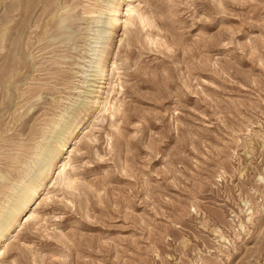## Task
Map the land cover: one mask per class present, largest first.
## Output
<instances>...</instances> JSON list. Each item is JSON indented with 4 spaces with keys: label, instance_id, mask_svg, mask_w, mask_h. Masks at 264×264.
Instances as JSON below:
<instances>
[{
    "label": "rangeland",
    "instance_id": "1",
    "mask_svg": "<svg viewBox=\"0 0 264 264\" xmlns=\"http://www.w3.org/2000/svg\"><path fill=\"white\" fill-rule=\"evenodd\" d=\"M79 1V11L94 4ZM18 5L23 0H0L2 156L14 155L9 146L27 139L39 104L53 102L57 115L87 110L81 127L88 128L98 114L90 102L100 86L98 77L81 76L93 75L85 70L94 71L96 55L107 48L110 81L128 37L119 27L108 40V15L97 7L99 23L68 30L69 53L43 55L27 39L36 16L28 23ZM141 8L155 27L139 34L130 68L118 61L119 73L135 72L132 79L122 76L123 89L115 85L109 96L120 101L119 113L104 114L95 138L72 158L74 187L58 183L54 203L40 211L42 220L26 224L15 242L21 250L10 251L4 264H264V0H145ZM73 18L78 21L76 13ZM147 33L159 45H149ZM21 58L28 68L66 62L59 67L67 77L56 94L44 89L35 107L16 110V96L3 94V81ZM109 81L99 82L107 83L102 93ZM29 84L43 82H24L22 89ZM51 137L57 136L41 140L45 152L54 147Z\"/></svg>",
    "mask_w": 264,
    "mask_h": 264
},
{
    "label": "bare ground",
    "instance_id": "2",
    "mask_svg": "<svg viewBox=\"0 0 264 264\" xmlns=\"http://www.w3.org/2000/svg\"><path fill=\"white\" fill-rule=\"evenodd\" d=\"M13 1L15 0H12V2ZM88 1H92L94 4H90L86 9L81 8L80 11L77 10L82 6V1L79 0H38L36 3H33V0H23L24 6H16L15 11H18L19 7L22 8L25 16L28 18V23L31 22L34 15L36 16L35 20L32 22V31L27 39H35L37 47L35 46L36 48L32 49L39 51L43 55H58L61 49H66V52L69 53L72 50V45L71 47H67V45L71 43V37L64 39L65 35L69 33L68 30L71 28L76 31L77 29L79 30V28L84 25L82 23L83 21L91 22L92 20L99 23V17H97V11L95 10L97 7H99L100 13H107L108 15L107 25L110 27V30L113 31L111 38H108V40H112V37L115 35L119 27L123 28V35L127 34L128 37L127 42H125L122 46V50H120V58H118V54V57L115 56L118 59L112 63L111 72L109 73L111 77L110 81L106 79L108 76H106L108 56L111 55L107 48H104L99 55H96L98 59L95 61L96 63H94L97 65L94 68L95 70H85V72L93 73V75L81 76L82 79L89 77H92L93 79L98 77L97 80L99 82L109 81V88L106 93H102V90L105 89L104 85H107V83L98 82L100 87H96L98 90L94 91L96 95L94 94L95 96L92 97V99L95 100L90 102V108H95V113L98 112V114L93 117V121L88 128L84 129L81 127L83 126L85 118L88 116L87 110L86 113H82L83 110H78L69 114L65 111L62 115H57L53 110L55 108L53 102L48 108L41 107V104H39V106L34 109V126L29 128L30 130L28 129L29 132L27 139L22 142L16 141L17 143L9 146L11 147V152L15 153L14 155L2 156L0 153V165H3V168H0V264H4L5 257L10 251L21 250L15 242H18L19 235L24 230L26 224L30 221L39 222L42 220V217H39L40 211L44 207H48L51 203H54L52 200V190L59 184L65 189H72L74 187L75 179L70 175V172H68L69 168H71L70 163L73 160V156L84 148L86 144L85 140L91 141L95 138L94 131L97 124L103 122L105 113L110 110L113 111L111 113L112 116L119 113L120 110L119 107H117V103L120 101L116 100V102L113 103L112 101L114 99H112V101L109 99L111 92L115 90V85L118 89H123L126 81L122 80V76L130 79L135 76V72L128 74L119 73L120 68H118V61H122L126 64L125 66L130 68V66H132L131 62L135 49L139 43V34L146 28L155 27L154 18H149V16L143 12V8H141V5L145 3V0H109L106 1L107 3L104 6L101 5L102 3L99 2L100 0ZM76 10L78 12H76ZM75 13L77 14L78 21L73 18V14ZM123 15L125 18L124 22L121 21V16ZM9 22H11V20ZM130 26L135 27V30H129ZM156 28H158V26ZM3 31V27L0 28V53L3 51L4 41L1 39L4 35L2 33ZM144 37L149 45H159V42L155 40L150 33L145 34ZM78 38L79 36L77 35L75 41ZM81 38L83 39V37ZM99 39L100 38H98V40ZM119 42H121V40ZM33 44L35 45V43ZM161 46L166 47V49L169 48L166 42ZM94 52H96V50ZM3 57H5L4 54L1 55L0 60H2ZM24 63L25 59L21 58L15 66L13 64L12 66L10 65L11 67L7 74V78L3 81V94L16 96L17 102L15 101L16 103L14 106L16 110L17 107L22 104L27 105V103L33 105L31 108L35 107L34 103L37 102L38 97L45 94L43 93L44 89H47L49 94H56V88L64 85L59 82L67 77H63L65 72L61 71L63 65L68 64L66 62L54 61L47 67H42L40 64H38V67L36 63L30 68L26 65L27 63ZM35 66L38 68L36 69ZM59 66H62V68ZM3 70L4 67H1L0 65V75L3 73ZM30 70L32 73H40L45 76H43L42 79H38V77L31 78V76L22 75L23 71L29 72ZM92 79L87 80V82H97V80ZM28 81L43 82L44 85L41 84L42 86L37 88V86L35 87L32 84H29L27 88L22 89L21 84ZM50 84L53 87H49ZM45 85L46 88L43 87ZM25 86H27V84H25ZM89 87L93 86L90 85ZM104 94L106 96L102 99ZM126 94L127 92L124 90L122 95ZM4 98L5 96L3 99ZM45 101L42 103L45 106L51 103H47V99ZM1 105L2 104L0 103V106ZM8 108L11 109L12 107L9 106ZM1 112H4V110L0 108V113ZM56 117H59L60 119L56 121ZM34 128L38 129L34 130ZM37 132L40 135L35 137ZM46 132L57 136L54 138L51 137L50 145H53L54 147H49L50 151L48 152H45V148L43 149V146L41 145V140L47 135ZM79 132H81L80 134L82 135L81 139L78 138ZM2 133V127L0 126V141L4 142V138L1 137ZM17 133L19 134L18 137H22L26 134V129H17ZM73 142L75 144H80V148H70V144ZM1 150L2 147H0V151ZM63 151L68 155L65 160L59 161L58 159ZM43 153L47 154V156ZM56 171H58L57 174ZM55 174L56 177L54 178ZM13 239L14 241L11 242Z\"/></svg>",
    "mask_w": 264,
    "mask_h": 264
}]
</instances>
